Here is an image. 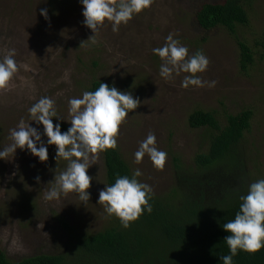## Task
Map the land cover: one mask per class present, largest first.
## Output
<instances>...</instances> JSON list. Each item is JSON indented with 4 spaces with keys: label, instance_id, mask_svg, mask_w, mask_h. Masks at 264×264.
Wrapping results in <instances>:
<instances>
[{
    "label": "rangeland",
    "instance_id": "374dc122",
    "mask_svg": "<svg viewBox=\"0 0 264 264\" xmlns=\"http://www.w3.org/2000/svg\"><path fill=\"white\" fill-rule=\"evenodd\" d=\"M224 1L153 0L117 32L106 22L94 34L83 24L79 0H0V60L14 50L17 64L27 65L18 70L6 90H0V149L11 143L9 130L21 120L43 133L42 125L31 121L28 111L43 96L55 101L60 123L69 127V99L80 97L98 80L140 101L121 124L116 147L132 173L140 169L142 175L137 179L151 187L152 195L164 197L174 187L175 158L184 168H195L196 156L208 152L213 132L189 127V116L197 110L215 112L221 126L228 114L253 111L243 147L251 183L264 179V60L260 47L264 0L247 4L249 23L238 25L235 36L222 27L200 28L196 22L199 8ZM41 9L47 10V18L40 14ZM170 33L188 48L189 55L202 51L208 57L207 70L197 75L217 81L214 87H181L189 73L174 75L171 80L160 76L164 61L152 49L163 46ZM238 42L247 44L254 54V65L247 72L240 68ZM150 132L156 136L157 148L167 153L163 169L154 167L147 154L139 163L135 159L140 142ZM46 140L42 135V141ZM47 147L44 162L19 148L0 160V250L12 262L62 253L68 240L63 222L78 233L95 234L110 227L114 218L98 202L99 191L108 185L102 153L88 169L93 180L87 202L75 192L61 194L58 200L44 199L45 191L55 186V177L68 163L55 159V145Z\"/></svg>",
    "mask_w": 264,
    "mask_h": 264
},
{
    "label": "trees",
    "instance_id": "16d2710c",
    "mask_svg": "<svg viewBox=\"0 0 264 264\" xmlns=\"http://www.w3.org/2000/svg\"><path fill=\"white\" fill-rule=\"evenodd\" d=\"M251 1L204 3L196 22L205 31L222 27L235 36L238 25L249 23L246 8ZM238 46L241 71L247 72L254 65V54L244 42ZM260 47L264 60V33ZM100 82L94 80L89 91ZM252 118L251 110L228 114L221 126L215 112L194 111L189 127L213 132L208 152L196 156L195 168H184L180 159H174L175 185L164 197L152 195L150 214L145 212L128 228L113 215L111 226L95 234L78 233L63 222L68 240L62 253L12 262L0 250V264H223L219 257L229 251L222 225L234 218L239 197L251 183L243 142ZM67 128L61 124L62 132ZM101 153L108 185L119 176L131 177L117 147ZM233 264H264V248L255 253L238 251Z\"/></svg>",
    "mask_w": 264,
    "mask_h": 264
},
{
    "label": "clouds",
    "instance_id": "9594fccd",
    "mask_svg": "<svg viewBox=\"0 0 264 264\" xmlns=\"http://www.w3.org/2000/svg\"><path fill=\"white\" fill-rule=\"evenodd\" d=\"M79 3L83 6V24L95 34L106 22H110L112 31L117 32L121 24H127L134 14L147 9L153 0H79ZM40 14L47 18L46 9H41ZM152 51L164 61L159 71L163 79L171 80L174 75L183 72L190 74L181 81L183 88H212L216 85L217 81L203 80L197 75L207 70L210 63L208 57L202 51L189 55L188 48L174 39L172 33L166 37L163 46ZM14 55V50H9L0 60V90L10 86L21 67L27 69V65L17 64ZM68 103L72 118L70 126L63 132L52 98L43 96L32 104L28 109L31 121L42 125L43 133L21 120L9 130L11 143L0 149V160L15 154L19 148L27 149L44 162L48 160L47 145H55V159L59 157L68 163L66 170L55 177V186L45 191L44 199L58 200L61 194L75 192L81 201L87 202L91 195L88 189L93 180L88 169L95 164L98 153L116 148L121 124L129 115V110L136 109L140 101L129 92L100 82L95 91H85L80 97L69 99ZM53 118H56L55 124ZM42 135L47 137L46 143L42 141ZM145 154L154 167L163 169L167 153L157 148L156 136L151 132L134 153L136 161L139 163ZM141 175L137 168L131 177L119 176L113 184L105 185L99 191L98 202L104 204L105 212L115 215L124 228L145 212H152V189L137 179ZM35 179L39 182L40 178L37 176ZM239 199L241 203L234 218L222 225L227 233L223 240L229 251V254L219 257L223 264H233V257L238 251L255 253L264 248V179L250 183L247 193Z\"/></svg>",
    "mask_w": 264,
    "mask_h": 264
}]
</instances>
